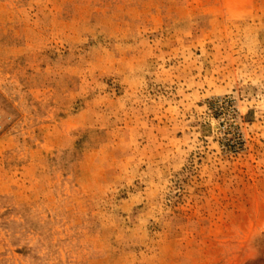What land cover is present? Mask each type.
<instances>
[{
    "label": "rangeland",
    "instance_id": "obj_1",
    "mask_svg": "<svg viewBox=\"0 0 264 264\" xmlns=\"http://www.w3.org/2000/svg\"><path fill=\"white\" fill-rule=\"evenodd\" d=\"M0 264H264V0H0Z\"/></svg>",
    "mask_w": 264,
    "mask_h": 264
}]
</instances>
